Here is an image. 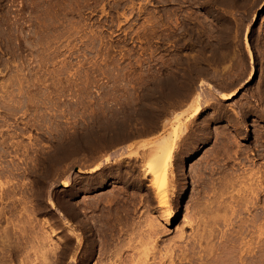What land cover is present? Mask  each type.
<instances>
[{"label": "rangeland", "instance_id": "rangeland-1", "mask_svg": "<svg viewBox=\"0 0 264 264\" xmlns=\"http://www.w3.org/2000/svg\"><path fill=\"white\" fill-rule=\"evenodd\" d=\"M233 90L236 94L232 100L220 99L222 94ZM197 103L202 108L200 115L186 124L175 125L178 137L173 163L174 167L178 165L175 170L186 168L187 176L183 186V178L179 177L176 187L162 191L172 192L170 209L177 212L175 220L165 225L157 218L160 212L155 209L156 203L150 200L152 190L148 186L138 187L140 170L151 157L153 141L174 129L173 117L187 115ZM257 151L264 155V0H0V237L6 243L9 240L14 247L0 240V264L11 260V264L15 260V264H20L22 256L24 259L27 256L24 252L33 260L35 254H31V250L35 247L32 246L46 236H49L47 242L44 239L39 244L45 242L47 246L48 243L47 248L44 247L47 250L53 246L58 247L57 251L68 244L74 246L75 233L83 239L84 245L94 238L101 246L96 247L98 250L107 240L123 244L122 251L112 256L116 261L104 255L98 257L99 251L95 248V256L88 264H102L104 260L126 264L131 257L126 254L130 251V255L131 250L125 243L132 238L137 241L145 233L141 228L147 229L146 220L154 219L159 222L161 232L157 249L163 251L168 244L172 245L168 242L171 239L176 243L173 246H183L189 242L184 238L190 240L194 231L181 222L185 208H191L189 204H194L195 200L203 201L199 203L200 208L212 209V204L216 205L214 201L210 203L212 197L216 202L221 200L218 207L223 205L224 208L230 203V210H236L233 215L229 210L231 217L228 215V218L233 219L231 224L238 236L230 232L232 225L229 223L231 229L228 228L222 208L216 212L224 219L226 229L221 223L224 221L218 219L221 217L216 216V221L220 220L217 224L221 223L218 226L215 219L211 222L213 232L219 228L217 235L213 234L216 236L212 237L213 243L224 244L228 232V238L236 237V242L228 240L237 251L228 245L233 259L228 254L227 264H255L256 261L264 264V156L255 165L246 163L239 167L234 162L240 160L239 157L252 159L254 153L260 154ZM125 153L132 156L125 158L122 156ZM97 164H101L102 169L89 174ZM257 166H263V170H258ZM117 170L128 171L123 174ZM211 170L215 171L211 174ZM113 174L122 175L121 179L127 183L114 182ZM65 179L69 181L68 187L60 184ZM240 179L259 184L256 192L263 197L257 193L237 192ZM143 184L148 181L143 180ZM208 185L213 188L207 192L211 195L207 199ZM247 196L248 203L253 201L254 206L247 204L242 208L240 202ZM120 198L124 199L123 204ZM86 205L91 208L85 210ZM130 208L135 211L130 214L134 217H129L128 223L125 216ZM197 209L190 212L193 225L204 213ZM104 210L109 213L106 215ZM211 213L214 211H208L207 218ZM253 214L260 221H254ZM105 215L111 216L108 221ZM119 217L122 223L117 220ZM239 220L246 225L243 227L259 229L261 226V231L249 228L246 233V228L239 226L240 230L237 226L241 225ZM246 222L250 225L244 224ZM107 225L114 228L109 229ZM117 226L128 231L120 241ZM215 226L217 228L213 229ZM235 227L246 234H239ZM179 228L184 231L183 240L177 239L182 243L172 238H177ZM130 232L132 238L127 239ZM221 232L225 234L219 235ZM28 241L33 244L29 243L27 248L25 242ZM163 241L168 242L166 246ZM241 246L246 247V251ZM219 254L218 258H223V253ZM256 254L260 258H256ZM119 255L123 257L120 261ZM65 258L57 261L68 264L69 259ZM196 260L193 264L203 263ZM105 261L104 264H110ZM182 261L180 264L188 263Z\"/></svg>", "mask_w": 264, "mask_h": 264}, {"label": "bare ground", "instance_id": "bare-ground-1", "mask_svg": "<svg viewBox=\"0 0 264 264\" xmlns=\"http://www.w3.org/2000/svg\"><path fill=\"white\" fill-rule=\"evenodd\" d=\"M247 51H248V49H247ZM249 52V51H248ZM250 53V52H249ZM263 90V89H262ZM235 94H236V90H233V91H231V92H229V93H227V94H222L221 95V97H220V99L222 100V101H229V100H232L233 98H234V96H235ZM197 95H198V93H197ZM196 98V97H195ZM196 100V99H195ZM195 100H193V102L195 101ZM199 100V99H198ZM195 102H197V100L195 101ZM199 102V101H198ZM195 104V103H194ZM247 105V104H246ZM192 106V105H191ZM245 106V105H244ZM243 106V107H244ZM248 106L250 107V104H248ZM247 106V107H248ZM248 107V108H249ZM192 108V107H191ZM239 108H241V107H239ZM252 108V107H251ZM235 110V109H234ZM239 110H241V109H239ZM185 111V110H184ZM190 111V110H189ZM201 111H202V108H201V105L200 104H196L194 107H193V109L189 112V113H187V115H184V116H179V115H177V116H174L173 118L175 119H172V121L174 120V127H172V128H174L172 131H170V133H168L167 135H164L163 137H161V138H159V139H157V138H155V139H157V140H154L153 141V144L151 145V148H150V155H151V157L150 158H148V160H146V162H145V164H144V166L141 168V170H140V174L139 173H136L137 175L139 174L140 175V179H141V181H140V183L139 182H137V183H139V188H142L143 189V187L144 186H148L151 190H152V193H153V196L152 197H150V200L152 201V202H154V203H156V206H155V209L156 210H158V212H160L159 214H157V215H159V216H157V218H159L160 217V220H162L163 222H164V224L165 225H170L174 220H175V218H176V214H177V212L176 211H174L173 209H170V204H169V201H170V194L172 193H169V188H170V190H172L173 189V187H176V183H177V179L180 177H182L181 179H182V185L181 186H183V184H185V182L186 181H184L185 179H186V176H187V169L186 168H184V167H179V170L177 169V170H175V168L176 167H178V165L176 166V167H174V156H175V153H176V140H177V135H176V133H177V128H176V126L175 125H178V122H180V123H182V124H186L187 122H189L191 119H193V118H195V117H197V116H199L200 115V113H201ZM249 111V110H248ZM186 112H188V109H187V111H185V113ZM241 112H242V110H241ZM240 112V113H241ZM238 113V112H237ZM239 113V114H240ZM175 114V113H174ZM182 114H184V113H182ZM176 115V114H175ZM259 116V115H258ZM235 117H233V119H234ZM261 118V117H260ZM259 118V119H260ZM171 120V119H170ZM169 122V121H168ZM177 122V123H176ZM204 123H205V121H204ZM208 123V122H207ZM166 124V123H165ZM204 125V124H203ZM209 125V124H208ZM168 126V125H167ZM167 128V127H166ZM171 128V129H172ZM105 130V129H104ZM162 130V129H161ZM164 130V129H163ZM201 130V129H200ZM165 131V130H164ZM167 131V130H166ZM203 131V130H202ZM206 131V130H205ZM165 133V132H164ZM167 133V132H166ZM165 133V134H166ZM206 133V132H205ZM120 134V133H119ZM199 134V133H198ZM203 134V133H202ZM195 135V137H196V134H194ZM200 135V134H199ZM216 135V134H215ZM202 136V135H201ZM152 138V137H151ZM261 138V137H260ZM227 139V138H226ZM125 140V139H124ZM189 141V140H188ZM150 142H152V141H150ZM189 142H191V141H189ZM223 142V141H222ZM222 142H221V146L223 147L224 145L222 144ZM186 143V142H185ZM188 143V142H187ZM193 143V142H192ZM224 143V142H223ZM150 144V143H149ZM187 145V144H186ZM191 146V145H190ZM190 146H188V147H190ZM226 147H228L227 145H226ZM230 147V146H229ZM131 148V147H130ZM191 148V147H190ZM194 148V147H193ZM225 147H223L222 149H224ZM140 149H142V147L140 148ZM185 149V148H184ZM149 150V149H148ZM194 150V149H193ZM227 150H229V149H227ZM226 150V151H227ZM239 150V149H238ZM121 151V150H120ZM216 152V151H215ZM225 152V151H224ZM236 152V151H235ZM238 152V151H237ZM236 152V153H237ZM258 152V151H257ZM149 153V152H148ZM186 153V152H185ZM194 153V152H193ZM236 153H234V155L236 154ZM258 153H260V151L258 152ZM143 154V153H142ZM225 154V153H224ZM239 154L240 153H238V156H239ZM242 154V153H241ZM141 155V154H140ZM186 155V154H185ZM227 155V154H226ZM122 156H124L125 158H130L132 155H131V153H125V154H123ZM241 156H243V154L241 155ZM262 156H264L262 153H260V154H257V153H254L253 154V156H252V159H248V157H244V159L241 157H239V159L240 160H238V159H235V160H238V161H234V162H236L238 165H239V167H240V164L241 165H246V163H248V164H250V165H255V162L258 160V159H260ZM235 157V156H234ZM209 160V159H208ZM108 161V159L107 158H105V162H107ZM215 161V160H214ZM104 162V163H105ZM180 162H181V160H180ZM103 163V164H104ZM108 163V162H107ZM106 163V164H107ZM263 163V162H262ZM102 164V163H101ZM101 164H97V165H95L91 170H89L88 171V173L89 174H96L97 172H99L101 169H102V166H101ZM178 164H180V163H178ZM259 165V164H258ZM183 166V165H182ZM204 167V166H203ZM249 167V166H248ZM263 167V166H262ZM262 167L261 168H258V166H257V168H258V170L260 169V170H263L262 169ZM104 168V167H103ZM205 168V167H204ZM246 168V167H245ZM252 168H254V167H252ZM264 168V167H263ZM207 169V168H206ZM246 170H249L248 168L246 169ZM254 170V169H253ZM79 171V170H78ZM118 172H119V170H117ZM126 171V170H125ZM128 171V170H127ZM127 171H126V173H127ZM132 171V170H131ZM137 171V170H136ZM200 171V170H199ZM204 171V170H203ZM213 171H215V170H213ZM212 170H211V174H212V172H213ZM243 171H245V169L243 170ZM133 172H135V171H133ZM198 172V171H197ZM201 172V171H200ZM245 172H248V171H245ZM245 172H244V174H245ZM261 173L263 172V171H260ZM113 173V172H112ZM111 173V174H112ZM114 173H116V172H114ZM119 173H123V174H126L124 171H121V172H119ZM250 173V172H249ZM131 174V173H130ZM198 174V173H197ZM210 174V173H209ZM222 174H223V172H222ZM244 174L242 175L245 179H246V177L244 176ZM260 174V173H259ZM113 175H115V177H113L114 178V182H121L122 184H124V183H127V181L126 180H122L121 178H122V175L120 176H118V175H116V174H113ZM199 175V174H198ZM201 175V174H200ZM200 175H199V178H201L200 177ZM208 175V174H207ZM248 176H249V174H247ZM257 175V174H256ZM125 176V175H124ZM123 176V177H124ZM134 176V175H133ZM202 176V175H201ZM204 176H205V174H204ZM209 176V175H208ZM212 176V175H211ZM251 176V175H250ZM210 177V176H209ZM220 177V176H219ZM237 177V176H236ZM242 177V178H243ZM256 177H258V176H256ZM259 177H260V175H259ZM264 177V176H263ZM125 179L127 178V177H124ZM139 178V177H138ZM198 178V179H199ZM213 178V177H212ZM235 178V177H234ZM261 179H262V176L260 177ZM130 179H131V177H130ZM206 179V178H205ZM221 179V178H220ZM245 179H243V181H242V179H240V184L239 185H237V186H239L240 188L237 190V192H239V191H241L243 194L244 193H248L249 192V194L251 193V195L253 194H255V193H257L256 192V190H258V186H259V184L258 185H254V183H247L249 180L248 179H246V180H248L247 182H245ZM250 179V178H249ZM264 179V178H263ZM129 180V179H128ZM135 180V179H134ZM138 180V179H137ZM136 180V181H137ZM143 180H146V181H148V184H146V185H144L143 184ZM179 180V179H178ZM202 180V179H201ZM204 180V179H203ZM207 180H208V178H207ZM214 179H212L211 181H213ZM235 180H236V178H235ZM105 181V180H104ZM139 181V180H138ZM238 181H239V179H238ZM255 181V180H254ZM261 181V180H260ZM205 182H207V181H204L203 183H205ZM210 182V181H209ZM129 183H130V181H129ZM128 183V184H129ZM201 183H202V181H201ZM202 183V184H203ZM208 183V182H207ZM206 183V184H207ZM217 183V182H216ZM242 183V184H241ZM260 183V182H259ZM262 183V182H261ZM60 184H61V186H63V187H68L70 184H69V181L67 180V179H65V180H63V181H61L60 182ZM135 184V183H134ZM212 184V183H211ZM200 185V184H199ZM210 185V184H209ZM208 185V186H209ZM221 185V184H220ZM223 185V184H222ZM236 185V184H235ZM242 185H246L245 187L244 186H242ZM263 185V184H262ZM201 186H203V185H200V188H202L203 190H204V188L203 187H201ZM206 186V185H205ZM242 186V187H241ZM264 186V185H263ZM123 187V186H122ZM221 187V186H220ZM164 188H168L167 190H168V193L169 194H167V193H163L164 191H163V189ZM209 188L210 189H208L207 188V190L208 191H206V196H207V199H208V197L209 196H211V195H207V192L209 193L210 192V190H212V188H213V186H212V188H211V186H209ZM262 188V187H261ZM182 189V188H181ZM201 189V190H202ZM120 190V189H119ZM123 190V189H122ZM127 190V189H126ZM177 190H180L179 188L177 189ZM202 190V191H203ZM215 190V189H214ZM263 190V189H262ZM163 191V192H162ZM202 191L200 192V193H202ZM261 192V191H260ZM121 194L123 193V192H120ZM126 193V192H125ZM150 193V192H149ZM198 193V192H197ZM200 193H199V195H200ZM215 193V192H214ZM262 193V192H261ZM112 194V193H111ZM110 194V195H111ZM114 194V193H113ZM204 194V191H203V193H202V195ZM219 194H221L220 192H219ZM240 194V193H239ZM257 194H260V193H257ZM257 194H256V196H257ZM120 195V194H119ZM122 195H124V194H122ZM172 195V194H171ZM182 195V194H181ZM214 195H216V194H214ZM241 195V194H240ZM260 195H262V194H260ZM260 195H259V197H260ZM205 196V197H206ZM228 196H230V195H228ZM227 196V197H228ZM244 196H246V195H243V197ZM249 196V195H248ZM248 196L247 197H245L246 199L244 200H242V202H240V204H241V206H242V208L243 207H247V204H249L248 202V200H247V198H248ZM199 197H201V196H199ZM204 196H203V198H204V200L206 199ZM223 197V196H222ZM242 197V198H243ZM253 197V196H252ZM251 197V201H252V199L254 198H257L256 200H258V197H253L252 198ZM262 197H263V195H262ZM101 198H103V197H101ZM100 198V199H101ZM112 198H113V196L111 197V198H109L111 201H112ZM132 198H134V197H132ZM181 198V197H180ZM196 198V197H195ZM198 198V197H197ZM213 198V197H212ZM212 198H210V199H212ZM229 198V197H228ZM108 199V200H109ZM121 199V198H120ZM199 200H200V198H198ZM202 199V198H201ZM209 199V201H210V203L212 202L213 203V201L216 203V205H214V207H213V204H212V209H214L216 206V208L213 210L214 211V216H213V214H212V216L210 215H208V218H207V214H208V211H210V212H213L212 211V209L211 208H208L207 206H203L204 204H202L201 206H203L202 208L204 209V207H206V209L205 210H203L202 211V208H200L199 206H200V204L199 203H202V202H200V201H196L195 202V200H194V204L193 203H191L190 202V204L189 205H192V209L191 208H189V207H187V208H185V211H184V214L182 215L183 217H182V224H184V225H186L187 227L188 226H190V227H192L193 228V234L191 233V235L189 236V238H190V240H188L187 238H184L186 241H189V242H186L185 240V242L187 243L186 245L185 244H183V246H179V244L178 245H175V246H173V244H176V243H174V240H170V241H168L170 244L172 243V245H170L169 246V244H168V246L167 247H165V248H163V251H162V249L160 250V249H157L158 247L156 246V244H158V242H159V240H160V235H161V232H160V230H159V222H157V221H154V220H150V221H148L147 222V220H146V226L145 227H147V229L145 228V229H143V228H141L142 230H144L145 231V233L143 234L142 232H140V233H142V235L137 239V241H135L136 239L135 238H132V235H133V233H131L130 232V234H131V236H128L127 235V239H129V237L130 238H132V242H133V244L131 243V241L129 242L128 240V242L127 243H125V245H127L128 247H129V250H131V254L129 255L128 253L130 252H128L127 254H126V256L128 255V256H131L130 258H128V257H126V259L128 258V259H130V263L129 264H171V263H175V262H177L178 260V262H179V264H180V262L182 261V260H187L188 261V263H186V264H193V262H197V260L196 259H198V260H200L199 262L200 263H202V261H203V263L202 264H227V261H228V257H227V255L229 254V257H230V253L232 252V251H230V250H233L232 248H230V252H228V245H230L231 243H228V240L230 239V238H228V237H230L229 235V232H228V234H225V233H219V235H221V234H225V236H224V244H222V245H220L219 246V243L218 244H216V243H213L214 242V240H213V242H212V239L213 238H215L216 236L215 235H213L214 234V232H215V234L218 232V229H216L217 230V232L215 231V229L214 228H217V226H218V224H221V223H223V224H225V225H223V226H225V229H226V227H227V225H226V223L229 225V223L231 224V223H233V217L231 218L232 220H230V221H232V222H230L229 221V219L230 218H228V213L230 212L231 214L230 215H233V212L234 213H236L235 211L236 210H233V212H232V210H230L231 209V207L230 206H228V204L230 205V203H227V202H229V201H227V202H222V203H227V205L225 204V206H224V208H222L223 207V205H219V206H221V208L223 209V213H225V214H227V216L225 215V214H223L222 216H223V218L225 217V221H226V223H225V221H224V219H222V217L221 216H218V211L216 212V210H218V208H220V207H218V204H219V201H221L220 199H219V201L218 202H216L214 199H212V200H210ZM224 199V198H223ZM107 200V199H106ZM142 200V199H141ZM197 200V199H196ZM203 200V199H202ZM224 200H228V199H224ZM224 200H222V201H224ZM102 201V200H101ZM103 201H104V198H103ZM111 201H109V204H107V205H109L110 206V203H111ZM123 201V202H122ZM134 201V200H133ZM209 201H206V202H208L209 203ZM261 201H262V199H261ZM260 201V202H261ZM106 202V201H105ZM121 202H122V204L124 203V199H121ZM120 201H119V204L121 203ZM205 202V201H204ZM205 202V203H206ZM231 202H233V201H231ZM254 202H256L255 200H254ZM264 202V201H263ZM103 203V202H102ZM107 203V202H106ZM106 203H105V205H106ZM113 203V202H112ZM214 203V204H215ZM218 203V204H217ZM221 203V204H222ZM49 204H50V206L51 207H53L54 208V205H53V202H51V201H49ZM93 204V203H92ZM126 204V203H125ZM132 204V203H131ZM131 204L130 205H128V206H131ZM250 204H252L251 206L253 207L254 206V204H253V201H252V203H250ZM249 204V205H250ZM88 205V204H87ZM84 206V207H86L85 208V210H88L89 208H91L90 207V205L89 206ZM102 206H103V204H101ZM121 205V204H120ZM206 205V204H205ZM209 205V207L211 206L210 204H208ZM248 205V206H249ZM92 206V205H91ZM113 206H114V204H113ZM125 206V205H124ZM127 206V207H128ZM142 206V205H141ZM231 206H233V205H231ZM121 207V206H120ZM126 207V206H125ZM124 207V208H125ZM144 207V206H143ZM147 207V206H146ZM95 208V207H94ZM93 208V209H94ZM106 208V207H105ZM115 208H116V206H115ZM123 208V207H122ZM135 208V207H134ZM176 208V207H175ZM198 208V209H197ZM201 210H200V209ZM219 209V210H222V209ZM235 208V207H234ZM263 208V207H262ZM107 209V208H106ZM132 208H130V210H127V212L125 211L126 209H124V212H126V216H125V214L123 215V216H125L126 217V221L128 220V218L130 217V214H132V212H134L135 210L133 209V211L131 210ZM198 210V212L199 213H201V212H204L203 213V216L201 217L200 215L202 214H199V216H200V221H198V222H196V224L195 225H193V222H192V214H190V212L191 211H194V210ZM249 209H250V207H249ZM115 210V209H114ZM113 210V211H114ZM230 210V211H229ZM247 210V209H246ZM104 211H106V210H104ZM107 211H109V210H107ZM106 211V215H107V213H109V212H107ZM112 211V212H113ZM119 211V210H118ZM117 211V212H118ZM148 211V210H147ZM111 212V211H110ZM122 212H123V210H122ZM121 212V213H122ZM141 212V211H140ZM146 212V211H145ZM156 212V211H155ZM161 212H165V213H161ZM220 212V211H219ZM238 212V211H237ZM249 212V211H248ZM251 212V211H250ZM121 213H118V214H121ZM143 213V212H142ZM194 213V212H193ZM196 213H197V211H196ZM215 213H217V215H215ZM253 213V212H252ZM257 213V212H256ZM102 214H103V212H102ZM101 214V215H102ZM114 214H115V211H114ZM113 213H112V216H114V218H115V215H114ZM117 214V213H116ZM117 214V215H118ZM135 213H133V215H134ZM161 214H163V217H161L160 215ZM195 214V213H194ZM205 214V215H204ZM220 214H222L221 212H220ZM243 214V213H242ZM248 214V213H247ZM100 215V216H101ZM105 215V216H106ZM147 215V214H146ZM225 215V216H224ZM229 215V217H231ZM240 215V214H239ZM254 215H256V214H253L252 216H253V218L252 219H254V221L255 220H258V219H256V217H254ZM105 216H104V218H105ZM118 216H120V215H118ZM196 216V215H195ZM216 216H218V217H221V218H218V219H222V221H224V222H219L218 224H217V222L218 221H220V220H217L216 221V219H217V217ZM19 216H17V218H18ZM111 217V216H110ZM109 217V215H108V217L106 216V220L108 221V219L107 218H110ZM131 217H134V216H131ZM130 217V218H131ZM147 217V216H146ZM152 217V216H151ZM213 217V218H212ZM215 217V218H214ZM259 217V216H258ZM95 218H97V217H95ZM114 218H112L113 220H114ZM130 218H129V220H130ZM156 218V217H155ZM199 218V217H198ZM251 218V217H250ZM262 218H263V216H262ZM93 219H94V217H93ZM125 219V218H124ZM152 219V218H151ZM196 219H197V216H196ZM213 219H215L214 220V222H216V225L217 226H215V227H213V229H214V232H213V230H212V225H211V222L213 221ZM238 219V218H237ZM240 219H242V218H240ZM105 220V221H106ZM117 220L119 221V222H121V220H123V219H121V217H119V218H117ZM132 220V219H131ZM243 220V219H242ZM249 220V219H248ZM251 220V219H250ZM2 221V220H1ZM12 221V220H11ZM94 221V220H93ZM97 221H99V220H96V222ZM104 221V220H103ZM109 221H110V219H109ZM117 221V222H118ZM196 220H194V222H195ZM246 221H247V219H246ZM253 221V220H252ZM251 221V222H252ZM258 221H260V220H258ZM258 221H256V222H258ZM263 221V220H262ZM8 222V221H7ZM100 222V221H99ZM102 222V221H101ZM115 222H116V220H115ZM119 222H118V224H119ZM128 222V221H127ZM126 222V223H127ZM238 222H240L239 224H241V221L239 220ZM245 222V221H244ZM250 222V221H249ZM122 223V222H121ZM129 223V222H128ZM248 222H246V223H244V224H247ZM8 224V223H7ZM21 224V223H20ZM106 224V223H105ZM108 225H109V223H107ZM145 224V223H144ZM143 224V225H144ZM161 224V223H160ZM234 224H237V223H235V221H234ZM16 225V224H15ZM93 225V224H92ZM108 225L106 226L107 228H109V229H111L110 227H108ZM111 225V224H110ZM113 225V224H112ZM122 225V224H121ZM129 225V224H128ZM140 225H142V224H140ZM161 225H163V224H161ZM184 225H181V227L182 226H184ZM215 225V224H214ZM232 225V229L234 228L233 226V224H231ZM243 224H241V225H237L238 227L240 226H242ZM247 225H250L249 223L247 224ZM256 225V224H255ZM101 226V225H100ZM114 226H115V224H114ZM119 226V225H118ZM118 226H117V229H118ZM125 226V225H124ZM130 226V225H129ZM185 226V227H186ZM230 226V225H229ZM228 226V228H230L231 229V226L229 227ZM243 226H246V225H243ZM242 226V227H243ZM260 226V225H259ZM258 226V227H259ZM29 227V226H28ZM96 227V226H95ZM142 227V226H141ZM166 227V226H165ZM238 227H235V228H237L238 229ZM239 227V229L241 230V228ZM261 227V226H260ZM260 227H259V229H260ZM15 228V227H14ZM100 228V227H99ZM102 228H103V226H102ZM105 228V227H104ZM103 228V229H104ZM106 228V229H107ZM114 228V227H113ZM121 228H123V227H121ZM120 228V229H121ZM125 228V227H124ZM123 228V229H124ZM132 228V227H131ZM139 228V227H138ZM163 228V227H162ZM196 228V229H195ZM224 228V227H223ZM222 228V229H223ZM243 228H246V230H244V232H248V230H249V228H251V229H253V228H255L254 230H257V232L259 231V229H256V227H251V226H249V228L248 227H243ZM262 228V227H261ZM7 229V228H6ZM16 229V228H15ZM23 229V228H22ZM108 229V230H109ZM116 229V230H117ZM120 229H118V231H120L121 233H119L117 236H118V239H119V241L121 240V238L122 237H124L126 234H128V231L127 230H120ZM133 229V232H134V228H132ZM191 229V228H190ZM230 229H228L229 231H230ZM231 229V233H232V231H234V235L236 234H238L237 233V230L235 231L234 229L232 230ZM238 229V231L240 232V230ZM101 230V229H100ZM115 230V231H116ZM141 230V231H142ZM164 230V229H163ZM181 229L179 228V232H178V234H176V230L174 231L175 232V234L177 235V238H175V237H172V238H174V239H176L175 241L177 242L178 240H181L182 238H183V232L184 231H180ZM86 231H88L87 229H86ZM95 231V230H94ZM102 231V230H101ZM162 231V230H161ZM165 231V230H164ZM169 231V230H168ZM222 231V230H221ZM260 231H261V229H260ZM259 231V232H260ZM107 232V231H106ZM112 232H113V229H112ZM138 232V231H137ZM192 232V231H191ZM223 232H224V229H223ZM250 232V231H249ZM17 233V232H16ZM75 233V232H74ZM115 233L116 232H114V234L113 235H115ZM118 233V232H117ZM135 233V232H134ZM227 233V232H226ZM246 233H244V234H246ZM251 233V232H250ZM250 233H248V234H250ZM255 234H256V232H254ZM21 234V233H20ZM45 234V233H44ZM85 234V233H84ZM107 234H109V233H107ZM125 234V235H124ZM129 234V235H130ZM175 234H173V235H175ZM188 234L186 235V236H188ZM239 234H241V232L239 233ZM244 234L242 233L241 235H243L244 236ZM254 234V235H255ZM7 235V234H6ZM19 234H17V236H18ZM36 235V234H35ZM40 235V234H39ZM73 235V234H72ZM90 235V234H89ZM88 235V237H90ZM101 235V234H100ZM124 235V236H123ZM137 235H138V233H137ZM175 235V236H176ZM217 235V234H216ZM261 235H262V233H261ZM45 236V235H44ZM44 236H42V237H44ZM86 236V235H85ZM108 236V235H107ZM164 236V235H163ZM215 236V237H214ZM222 236V235H221ZM231 236H233L232 234H231ZM238 236V235H237ZM240 236V235H239ZM242 236V237H243ZM3 237V236H2ZM49 236H46L45 238H43V239H39V240H36L35 242H37V241H39V242H41L42 240H44L45 239V241H46V239L48 238ZM69 237H71V236H69ZM213 237V238H212ZM249 237V236H248ZM253 237V236H252ZM21 238V237H20ZM32 238H34V237H32ZM41 238V237H40ZM74 240L76 241V243H74L75 245L73 246V245H71V244H68L67 246H64L63 248H61L59 251H57V248L58 247H54L53 246V248H50L49 249V247H48V250L46 249L47 248V246H48V243H47V246H44L45 244V242H42L43 244L41 245V244H39V242L37 243V244H39V245H33L32 246V244H33V240L31 241V242H25V244L26 243H28L26 246H27V248H28V246H30L29 245V243L31 244V246L34 248V250L32 249V247H31V254H35L34 256L35 257H33L34 259L33 260H31V259H28V255H29V253L28 254H25L26 252H24V254L23 255H27V256H25V259L23 258V256H22V258H21V260H20V257L18 258L17 256L18 255H16V257L20 260V264H35V262H36V260L38 261V262H36V264H61V261L60 262H58L57 260H60V258H64L65 260H66V258L65 257H67L68 259H69V263L68 264H88V262H89V260L90 259H92L94 256H95V254H94V252H95V248L98 246L99 247V244H98V242L94 239V238H92V239H90V241H89V243L86 241V240H84V241H86L88 244L87 245H84V242H83V239L82 238H80L79 237V235H77L76 233H75V235H74ZM104 238V237H103ZM117 238V237H116ZM125 238V237H124ZM219 238V237H218ZM222 238V237H221ZM232 238V237H231ZM240 238V237H239ZM238 238V239H239ZM24 239V238H23ZM70 239H72V238H70ZM118 239H117V241H118ZM123 239V238H122ZM135 239V240H134ZM168 239V238H167ZM167 239H166V241H167ZM178 239V240H177ZM233 240H234V242H236V237H235V239L234 238H232ZM232 239H230V241L232 240ZM237 239V240H238ZM249 239V238H248ZM251 239H253V238H251ZM0 240H2L1 239V237H0ZM7 240V239H6ZM25 240V239H24ZM23 240V241H24ZM48 240V239H47ZM112 239H110V241H111ZM183 240V239H182ZM218 240H220V238L218 239ZM222 240V239H221ZM244 240V239H243ZM2 241H4V239L2 240ZM2 241H0V243H2ZM13 241V240H12ZM22 241V240H21ZM55 241V240H54ZM113 241V240H112ZM111 241V242H112ZM114 241H116V240H114ZM123 242H124V240H122ZM135 241V242H134ZM161 241V240H160ZM165 241V242H166ZM229 241V242H230ZM240 241V240H239ZM242 241V240H241ZM251 241V240H250ZM5 242V244H7L8 242H9V240L7 241V243H6V241H4ZM47 242V241H46ZM51 242V241H50ZM122 242V243H123ZM164 242V241H163ZM163 243V244H165L164 246H166V244L168 243ZM178 242H181V241H178ZM177 242V243H178ZM216 242H218L217 240H216ZM11 243V242H10ZM10 243H8L7 245H13L12 243L10 244ZM21 243V242H20ZM119 243V242H118ZM117 243V244H118ZM182 243V242H181ZM184 243V242H183ZM233 243V242H232ZM237 243H238V241H237ZM240 243V242H239ZM24 243H22V245H23ZM57 244V243H56ZM115 244H116V242H115ZM115 244H113V243H110V242H108V240L107 241H105L104 242V244H103V246H102V248L100 249V250H98L97 248V250L99 251V252H97V253H99V255H98V257L100 256V257H102V255H104L105 257H112L113 255L115 256V254H118V253H120L121 251H122V248L120 247V246H123V244L122 245H115ZM162 244V245H163ZM216 244V245H215ZM241 244V243H240ZM242 244H243V242H242ZM2 245H4V243L2 244ZM21 245V244H20ZM20 246L21 248H23L24 246ZM162 245H160L159 246V248H162ZM233 245V244H232ZM244 245V244H243ZM245 245H246V243H245ZM244 245V246H245ZM250 245H251V243H250ZM250 245H248V246H250ZM52 246V245H51ZM231 246V245H230ZM2 247V246H1ZM4 247V246H3ZM13 247V246H12ZM12 247H9V248H12ZM17 249H18V251L20 250V247L18 248L17 246H15ZM44 247H46V248H44ZM101 247V246H100ZM99 247V248H100ZM231 247H233V246H231ZM242 247V246H241ZM253 247V246H252ZM5 248H8V246L7 247H5ZM14 248V247H13ZM12 248V249H13ZM127 248V247H126ZM175 248H177L176 250H175ZM196 248H198V250L195 252L194 250L196 249ZM233 248H235V246L233 247ZM238 248V247H237ZM242 248H244V250H245V248L246 247H242ZM242 248H240V249H242ZM12 249H10V251H14V250H12ZM124 249H125V246H124ZM128 249V248H127ZM236 249V248H235ZM234 249V250H235ZM247 249V248H246ZM25 250V249H24ZM96 250V251H97ZM243 250V249H242ZM241 250V251H242ZM3 251V250H2ZM16 251V250H15ZM14 251V253H16V254H18V251H16L15 252ZM21 251V250H20ZM33 251H35V252H33ZM235 251H237V249L235 250ZM235 251H233V252H235ZM246 251V250H245ZM245 251H243V252H245ZM258 251L260 252V249H258ZM257 251V252H258ZM7 251H5V253H6ZM9 252V251H8ZM27 252H29V251H27ZM256 252V253H257ZM258 252V253H259ZM3 253V252H2ZM1 253V254H2ZM14 253L12 252V254L14 255ZM80 253H82L81 255H80ZM219 253H223L222 255H224L223 256V258L222 257H219L218 258V256H221ZM241 253V252H240ZM240 253H238V254H240ZM21 254V253H20ZM219 254V255H218ZM233 254V253H232ZM6 255V254H5ZM13 255H11L12 257H13ZM259 255V254H258ZM6 256H9V254H7ZM235 256V257H234ZM233 257L235 258V260L237 259L236 257V253H235V255H234ZM10 257V256H9ZM8 257V258H9ZM31 257V256H30ZM104 257V258H105ZM116 257V256H115ZM119 257H120V255H119ZM118 257V259H119V261H120V259L122 258L123 259V257H120L119 258ZM228 259H227V258ZM238 257H239V255H238ZM242 257V256H241ZM257 257H259V256H257V254H256V258ZM0 258H2L1 256H0ZM14 258H15V256H14ZM16 258V259H17ZM114 257H112V259H113ZM231 258V257H230ZM240 258V257H239ZM260 258V257H259ZM10 259V258H9ZM17 259V260H18ZM63 259V260H64ZM100 259V258H99ZM99 259H97V261L99 260ZM115 259V258H114ZM114 259H113V261H114ZM117 259V258H116ZM116 259H115V261H116ZM128 259H127V261H128ZM233 258H231V260H232ZM242 259V258H241ZM2 260V259H1ZM3 260H4V257H3ZM2 260V261H3ZM7 260L8 259H6V260H4L5 262H7ZM11 260V259H10ZM64 260V261H65ZM96 260V259H95ZM94 260V261H95ZM101 260H102V258H101ZM108 260V259H107ZM230 260V261H231ZM242 260H244V259H242ZM241 260V261H242ZM256 260H258V259H256ZM1 261V262H2ZM12 261V260H11ZM11 261L10 262H7L8 264L10 263L11 264ZM16 261V260H15ZM14 261V262H15ZM33 261H35V262H33ZM105 261V260H104ZM104 261H103V263L102 264H104ZM112 261V263L114 264V262ZM123 261V260H122ZM124 261H126L125 259H124ZM127 261H126V264H128L127 263ZM149 261H151V263H148ZM14 262H12L13 264H15ZM68 262V261H67ZM100 262V261H99ZM98 262V263H99ZM102 262V261H101ZM105 262H109L110 263V261H105ZM177 262V263H178ZM183 262V261H182ZM229 262V261H228ZM259 262V261H258ZM7 263H4V262H2L1 264H7ZM95 263H96V261H95ZM119 263V262H118ZM120 263H122L123 264V262H120ZM125 263V262H124ZM176 263V264H177ZM184 263V262H183ZM232 263V262H231ZM254 263V262H253ZM256 263H257V261H256ZM255 263V264H256ZM97 264V263H96ZM101 264V263H100ZM105 264H108V263H105ZM111 264V263H110ZM182 264V263H181ZM195 264V263H194ZM197 264V263H196ZM257 264H259V263H257ZM261 264V263H260Z\"/></svg>", "mask_w": 264, "mask_h": 264}]
</instances>
